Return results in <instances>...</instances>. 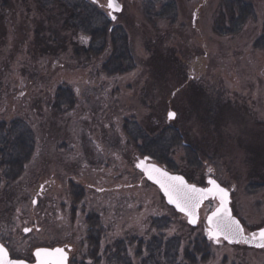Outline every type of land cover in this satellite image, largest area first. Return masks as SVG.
Segmentation results:
<instances>
[{
	"label": "rangeland",
	"instance_id": "374dc122",
	"mask_svg": "<svg viewBox=\"0 0 264 264\" xmlns=\"http://www.w3.org/2000/svg\"><path fill=\"white\" fill-rule=\"evenodd\" d=\"M6 1L0 6V121L22 119L36 140L22 176L0 184V237L11 256L30 260L37 247L66 243L73 247L71 264L81 261L88 212L101 221L99 264H108L103 252L116 240L147 241L159 233L151 225L154 218L170 219L167 237L203 233L204 217L216 202H205L191 231L185 216L137 170V154L122 130L126 119L147 132L178 127L212 159L199 170L190 168L186 152L176 147L170 153L174 164L196 185L204 186L211 173L230 189L232 211L246 233L264 226V183L249 189L264 176V51L253 47L264 0H244L255 18L226 36L214 32L221 0H171L172 19L170 12L162 13L160 0H123L114 20L105 5H94L93 27H122L129 38L134 69L115 76L101 70L109 48L96 57L75 53L90 39L64 27L62 7ZM162 14L166 17H158ZM59 87L71 88L76 98L74 109L61 115L52 110ZM169 111L175 118L168 119ZM70 180L85 190L74 219ZM128 248L137 264L136 244ZM212 250L204 264H264V249L222 242Z\"/></svg>",
	"mask_w": 264,
	"mask_h": 264
},
{
	"label": "trees",
	"instance_id": "16d2710c",
	"mask_svg": "<svg viewBox=\"0 0 264 264\" xmlns=\"http://www.w3.org/2000/svg\"><path fill=\"white\" fill-rule=\"evenodd\" d=\"M38 1V0H37ZM46 6H58L64 10V27L83 32L89 36L90 43L87 46L75 47L76 54L83 56H99L107 48L109 55L102 63L101 70L108 76L123 75L134 69V59L130 49V42L127 32L122 27H113L111 30L105 27L95 28L93 23L97 17V10L88 2L80 4H69L65 0H43ZM7 1L0 2L5 7ZM38 3H41L38 1ZM42 4V3H41ZM164 4V11L170 12L167 18H173V2ZM44 5V4H43ZM41 6V5H40ZM45 6V7H46ZM40 8H43L41 6ZM162 18L164 14L158 16ZM166 17V16H165ZM255 18V11L249 2L244 0H221L217 17L214 22V32L226 36L237 34L251 19ZM97 43L100 47L92 48L91 44ZM109 46V47H108ZM253 47L264 51V20L262 22L261 34L254 40ZM75 95L69 87L57 88L52 110L55 114L61 115L71 111L75 107ZM122 130L127 136L128 144L136 152V159L148 156L152 161L157 162L166 169L183 174L188 180L190 177L174 164L170 153L176 147H181L187 154V163L190 168L199 170L202 161L207 157L203 149L195 142L188 141L186 135L178 127L166 125L158 132L144 131L137 123L124 120ZM153 133V134H151ZM36 146L35 134L31 127L22 119L16 118L9 122L0 121V184L1 182L13 183L17 181L25 170V165L31 160ZM211 162V160H209ZM187 165V166H188ZM260 181H251L249 189L261 188L264 183V176ZM3 179V180H2ZM259 183V184H258ZM71 198L70 211L74 219L77 208L85 198L84 188L73 181L67 184ZM255 187V188H254ZM86 225V237L82 245L85 254L79 262L73 264H99L101 262L100 251L102 241L101 221L95 212H88L84 217ZM168 218H154L151 221L152 227L159 230V233L145 241L140 238L119 239L113 244L107 245L104 254L108 264H134L129 248L136 244L134 257L137 264H204L213 257V240L207 238L205 227L203 233H196L183 239L180 236L167 237L165 230L170 226ZM192 227L191 231H194ZM0 241H6L0 237ZM223 241L220 240L219 243ZM7 245V244H6ZM111 248H114L112 250ZM15 258V255L12 256ZM18 258V257H16ZM90 260V262H87Z\"/></svg>",
	"mask_w": 264,
	"mask_h": 264
},
{
	"label": "snow or ice",
	"instance_id": "6c2138e0",
	"mask_svg": "<svg viewBox=\"0 0 264 264\" xmlns=\"http://www.w3.org/2000/svg\"><path fill=\"white\" fill-rule=\"evenodd\" d=\"M93 2H98V0H93ZM106 7L111 10L108 15L112 16V19L116 18L112 12L121 10V5L117 0H108ZM87 39L86 36L81 37L82 41ZM175 116V112L169 111L168 118L170 120ZM137 167L144 168L148 178L154 179L164 191L168 202L185 213L192 224L197 222L198 210L205 201H208L209 204L212 201H217L216 205L211 208L210 214L206 216L207 234L210 239H214L217 243L220 242L221 236L229 242L233 240L244 243L256 241L258 247L264 248V229H260L258 233H251L250 236L245 235L240 221L232 215L228 207L229 191L222 187L216 179L209 177L207 187H197L195 184H189L183 176L169 175L155 166L149 169L143 164H138ZM211 171L212 169L209 168V172ZM24 230L30 231L28 228ZM34 256L35 264H66L67 262V254L63 248H37ZM0 264H26V260L10 259L8 249L0 244Z\"/></svg>",
	"mask_w": 264,
	"mask_h": 264
},
{
	"label": "water",
	"instance_id": "95a60500",
	"mask_svg": "<svg viewBox=\"0 0 264 264\" xmlns=\"http://www.w3.org/2000/svg\"><path fill=\"white\" fill-rule=\"evenodd\" d=\"M107 2H108V0H107ZM117 2H118V1H117ZM118 3H119V2H118ZM119 4H120V3H119ZM120 5H121V4H120ZM109 10H110V9H109ZM110 11H111V10H110ZM121 11H122V5H121V10H120V11H113L112 14H117V13H120ZM172 112H173V111H172ZM168 113H169V112H168ZM167 117H168V114H167ZM168 119H169V118H168ZM138 164H143L145 167H148L149 169H151L152 166H155L156 168H158V169H160V170H162V171L167 172L169 175L183 176L184 178H185V176L182 175V174H180V173H176V172H171V171H169V170L166 169L164 166H161V165L158 164L157 162L152 161V159H151L150 157H148V156H144V157L139 158V159L137 160L136 164H135L137 170H138L139 172L142 173L144 179L147 180L149 183L153 184V185L159 190V192H160V193L162 194V196L164 197V200H165L166 204H167L168 206L172 207L177 213H179V214L185 216L186 222H187V224H188L189 226H191V227H195V226H197V224H198V222H199V220H200V209H201V207H202L203 205H202V206L200 207V209L198 210V219H197V222H196L195 224L190 223V222H189V218H188V216H187L185 213L181 212L178 208H176V206H175L174 204H171V203L168 202V198H167V196L165 195L164 191L160 188V186L155 182L154 179H149V178H148V175L145 173L143 167H137ZM208 178H209V177H208ZM208 178L206 179V185H205V186H200V185H196V184H195V185H196L197 187H207V186H208V184H207V180H208ZM211 178H213V177H211ZM213 179H215V178H213ZM185 180H186L189 184H194V183L189 182L186 178H185ZM217 182H218V181H217ZM218 183H219V182H218ZM219 184H220V183H219ZM220 185H221V184H220ZM221 186H222V185H221ZM222 187H224V186H222ZM224 188H225V187H224ZM225 189H227V188H225ZM227 190H228V189H227ZM228 191H229V190H228ZM205 202H206V201H205ZM205 202H204V203H205ZM216 203H217V201H216ZM228 207L230 208L231 213H232V215H233V211H232V208H231V196H230V191H229V205H228ZM208 214H210V211H209V212L205 215V217H204V224H205V230H206V236H207V238H209V236H208V234H207V227H208V225H207V219H206V216H207ZM233 216H234L237 220H239L235 215H233ZM239 221H240V220H239ZM240 224H241V226L243 227L241 221H240ZM24 229H25V228H24ZM24 229H23V232L26 233V231H25ZM28 229H29V228H28ZM243 229H244V227H243ZM260 229H264V226L258 228L257 230H255V231H253V232H250V233H246V232H245V229H244V233H245L246 236H250L251 233H258ZM27 232H28V231H27ZM209 239H210V238H209ZM211 240H213L215 243H217L214 239H211ZM220 240H222L223 242H225V243H227V244H229V245L242 244V245H244V246H246V247H248V248H253V249H264V248L258 247L256 241H253V242H251V243H244V242H242V241H241V242H236L235 240H233V241L229 242L228 240H225L222 236L220 237ZM0 244H3V243L0 242ZM3 245H4V244H3ZM4 246H5V245H4ZM5 247H6V246H5ZM6 248H7V247H6ZM37 248H47V249L63 248V249H64V247H62V246H54V247H37ZM37 248H35L34 251H33V261H27V260H26V264H35V256H34V253H35V250H36ZM64 250H65V249H64ZM65 252H66V254H67V262H66V264H68V253H67L66 250H65ZM9 258H10V259H19V258H11V257H10V254H9ZM24 260H25V259H24Z\"/></svg>",
	"mask_w": 264,
	"mask_h": 264
},
{
	"label": "flooded vegetation",
	"instance_id": "af4514ba",
	"mask_svg": "<svg viewBox=\"0 0 264 264\" xmlns=\"http://www.w3.org/2000/svg\"><path fill=\"white\" fill-rule=\"evenodd\" d=\"M103 1H105V3H100V0H98V2H93V0H91V1H86V2H88V3H90L93 7H94V5H96V4H98L99 3V5L100 6H102V5H107V0H103ZM121 5H122V9H123V3H122V1L123 0H117ZM160 1H164V3L166 4V3H169V1H171V0H160ZM204 1V0H203ZM95 9L97 10L98 8L97 7H95ZM106 9H107V7H106ZM110 10L109 9H107V12H109ZM112 15H114L115 17H116V15L115 14H112ZM108 17H109V19L110 20H114V19H112V16H109L108 15ZM114 26H110V30L113 28ZM208 177H213L212 176V174L211 173H208L207 175H206V179L208 178ZM214 178V177H213ZM205 179V180H206ZM228 189V188H227ZM230 190V189H229ZM231 191V190H230ZM55 246H62V247H64V249L67 251V253H68V264H71V251H72V249H73V247L71 246V245H68V244H60V245H55ZM50 247V246H49ZM52 247H54V246H52ZM29 261H33V256H32V258L29 260Z\"/></svg>",
	"mask_w": 264,
	"mask_h": 264
}]
</instances>
